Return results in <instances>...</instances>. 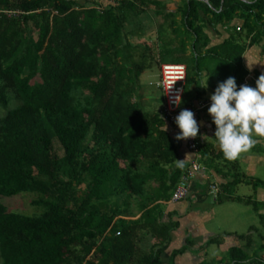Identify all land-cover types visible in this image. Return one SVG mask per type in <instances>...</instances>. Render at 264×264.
<instances>
[{
    "label": "trees",
    "instance_id": "obj_1",
    "mask_svg": "<svg viewBox=\"0 0 264 264\" xmlns=\"http://www.w3.org/2000/svg\"><path fill=\"white\" fill-rule=\"evenodd\" d=\"M99 1L0 0V264H164L160 207L184 169L139 77L239 16L215 55L241 79L242 54L264 39V0H183L176 12ZM26 191L38 214L2 202ZM247 257L235 248L225 264H264Z\"/></svg>",
    "mask_w": 264,
    "mask_h": 264
},
{
    "label": "crops",
    "instance_id": "obj_2",
    "mask_svg": "<svg viewBox=\"0 0 264 264\" xmlns=\"http://www.w3.org/2000/svg\"><path fill=\"white\" fill-rule=\"evenodd\" d=\"M160 1L165 6L163 10L168 12H176L183 3V0ZM99 2L105 3L104 0ZM150 9L141 16L142 22L149 24L154 20L161 21V16H156L154 13L155 7L151 6ZM177 20L181 21L180 14ZM241 23L242 19L235 16L229 26L239 27ZM229 26L208 25L204 28L208 44L205 46L197 44L193 48L187 45L186 51L175 62L185 64L186 68L189 66V76L185 82L180 108L192 110L200 125L196 136L199 154L196 156L185 141L180 139L178 159L185 160L184 170L194 160L200 162L204 170L197 172L189 181L188 193L184 199L176 202H172L171 199L162 201L160 207L162 222L171 229L168 246L161 255L164 264H214L215 260L224 262V257L227 262L230 253L235 248H240L241 251L247 253V261L255 258L264 262V237L260 243H253L252 227H249L248 233L239 234L235 227L226 225V218L230 217L226 212L229 209L228 205L243 203L244 209L251 207L254 212L259 213L255 215L259 218L260 226L264 227V137H257V143L253 148L241 153L237 159L228 160L215 144L213 137L215 125L207 112L211 103L209 96L214 91L217 82L231 75L224 70L227 65L221 63L215 55V47L229 35ZM152 39H154L153 36ZM152 39L150 38L151 42ZM197 58L199 60H196ZM248 63H253L251 70H249ZM240 68L242 69L240 75L243 76L241 79L235 78L237 85L255 86V80L264 72V39L244 51ZM207 75H209L208 86L203 88L200 84ZM157 83L156 87L161 91ZM162 107H158V110L160 111ZM165 125L166 130L172 135L176 136L175 134L179 132L178 127L166 121ZM176 166L180 167L178 160ZM211 185H215L217 191L212 192ZM212 223L217 228L209 227ZM257 262L258 260L253 261V264Z\"/></svg>",
    "mask_w": 264,
    "mask_h": 264
},
{
    "label": "clouds",
    "instance_id": "obj_3",
    "mask_svg": "<svg viewBox=\"0 0 264 264\" xmlns=\"http://www.w3.org/2000/svg\"><path fill=\"white\" fill-rule=\"evenodd\" d=\"M253 63H248L249 70ZM208 77L200 84L201 87L207 88ZM209 99L211 103L207 112L215 125L213 137L226 159H237L241 153L253 148L257 137H264V72L255 80V86H238L235 77L229 76L217 82ZM172 103L178 107L182 103L180 95H176ZM174 122L179 128L175 136L177 140L198 135L200 125L192 110L182 108L174 117ZM165 130L164 124L161 131ZM177 160L179 166L183 167L185 160Z\"/></svg>",
    "mask_w": 264,
    "mask_h": 264
},
{
    "label": "rangeland",
    "instance_id": "obj_4",
    "mask_svg": "<svg viewBox=\"0 0 264 264\" xmlns=\"http://www.w3.org/2000/svg\"><path fill=\"white\" fill-rule=\"evenodd\" d=\"M145 25L146 34L149 38L152 39V36L155 35L156 25L154 24V22L149 24L146 22ZM166 62L170 63L171 61L166 60ZM159 69L160 66H158L156 62H152V66L146 69L139 77V84L143 89L142 92L147 97V100L152 102V107H162L164 105V101L162 100V93L156 87V83L160 80ZM5 112L6 109L0 106V116L4 115ZM249 194L251 195V192ZM34 197L35 193L26 191L14 196L4 197L2 199V202L7 205V207L12 211L32 216L33 214H38L40 212V209L38 207L30 203ZM244 206L245 205L243 203H241V205L238 203L228 205L229 209L226 212L230 217L226 218V225L232 228L235 227L239 234L248 233L249 227H252L251 238L254 240L253 243H260V241L263 240L264 237V227L260 226L261 224L259 222V218L255 215H258L259 213L254 212L251 207L249 209H244ZM228 218L230 219L228 220ZM213 223L209 224V227L217 228V226ZM217 262L219 261L215 260L213 263ZM225 262L226 259L224 257L223 263L225 264Z\"/></svg>",
    "mask_w": 264,
    "mask_h": 264
},
{
    "label": "built area",
    "instance_id": "obj_5",
    "mask_svg": "<svg viewBox=\"0 0 264 264\" xmlns=\"http://www.w3.org/2000/svg\"><path fill=\"white\" fill-rule=\"evenodd\" d=\"M179 77L183 78L177 79ZM186 78L187 68L185 64L166 62L160 65V81L157 83V86L161 89L164 98V105L161 108L160 113L166 122L175 127H177V125L174 122V117L181 109L180 105L177 107L172 103V100L176 95H180L182 100ZM182 140L185 141L188 148L196 156L199 154V146L196 137ZM202 170H204V167L197 160H194L189 164V166L182 173L180 181L172 193V202L179 201L186 197L188 193L189 181L194 178L197 172ZM211 191H217V187L215 185H211Z\"/></svg>",
    "mask_w": 264,
    "mask_h": 264
}]
</instances>
